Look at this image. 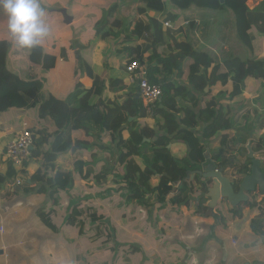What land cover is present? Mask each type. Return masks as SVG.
<instances>
[{
    "label": "trees",
    "instance_id": "obj_1",
    "mask_svg": "<svg viewBox=\"0 0 264 264\" xmlns=\"http://www.w3.org/2000/svg\"><path fill=\"white\" fill-rule=\"evenodd\" d=\"M123 1L113 2L103 10L102 17L93 25V33L102 38L109 35L115 43L121 38L120 43L127 44V49L117 56L118 60L121 63L125 61V64L137 61L145 66L148 82L161 90L152 115L142 106L137 88L127 87L123 79L110 76L109 67L113 65L110 66L111 59L106 63L107 56L102 59L103 67L102 64L93 66L88 71L83 68L80 79L81 71L75 72L78 81L65 100L60 101L48 92L42 79L31 75L30 79L23 80L9 70L7 55L10 43L7 39L0 40V114L13 109L24 110L39 118L45 127L51 124L53 127L50 128H54L49 133H46L47 129H30L35 136L31 158L39 164L34 174L23 180L18 188L27 194L35 191L38 197H53L52 204H55L56 196L69 191L74 180L91 177L96 184H101L115 169L111 184L124 190L127 207L135 205L144 210L150 207L161 210L164 206L189 207L190 198L198 195L196 208L199 210L207 201L205 194L209 181L194 172L200 171L206 143H217L218 149L211 158L218 167L225 170L227 166L234 165L243 175L249 171L250 164L247 143L255 155H264V133L260 138H255L252 133L255 129L253 119L258 121L256 126L264 130V115L254 113L259 99H253L254 106L251 102L245 106L243 97L244 89L248 90L246 86L251 82L258 83L253 96L259 97L264 89V56H257L255 46L257 39L264 36V0L253 9L248 7V0H223L222 4L219 0H136L142 6L137 7V13L146 23L142 19H121L119 8ZM170 7L184 12L198 8L211 15L228 9L233 16L236 52L227 53L226 60L220 63L213 50L196 46L198 38L192 36L188 39L184 26L179 22L181 16L166 11ZM148 11L166 17L163 20L150 17ZM168 22L171 28L164 29L163 24ZM203 26L202 31L206 35L210 30L207 20ZM197 29L201 32L200 28ZM241 48L245 49L246 58L242 57ZM27 51L30 68L40 72L55 68L56 56L46 52L42 46ZM84 78L90 81L87 87L80 82ZM202 82L203 86L219 84L228 88L216 91L205 103V110L195 112L198 104L211 96L210 92L204 93ZM244 115L251 118L241 125ZM145 119H150L152 125L145 123ZM199 122L206 125L201 137H196L192 132L199 129ZM63 130H74L79 136L70 139L69 132L64 134ZM124 132L126 137H123ZM168 137L185 145V156L178 159L171 154L167 148ZM53 138L55 141L51 144ZM67 150L72 153L90 151L91 162H97L100 168L92 164L83 165L82 161L76 162L82 163L74 171L56 167L57 155ZM106 153L110 158L114 157L112 164H106L105 156L101 157ZM27 165L24 163V168ZM114 165L117 168H113ZM14 178L15 172L9 167L5 175L0 174V184ZM194 185H199L195 193ZM72 205L71 213L65 219L70 226L83 216L87 202L81 200ZM44 209L40 206L37 212L45 215V226L53 230L49 222L50 211L43 213ZM91 217L95 216L92 214ZM84 224L82 221L80 232ZM107 238L112 240L111 231ZM121 248L130 255L142 257L146 254L142 247L130 241Z\"/></svg>",
    "mask_w": 264,
    "mask_h": 264
},
{
    "label": "crops",
    "instance_id": "obj_2",
    "mask_svg": "<svg viewBox=\"0 0 264 264\" xmlns=\"http://www.w3.org/2000/svg\"><path fill=\"white\" fill-rule=\"evenodd\" d=\"M65 1L67 0H40V3L41 7L45 9L46 15V12L56 14L59 10L63 9ZM110 1L69 0L66 6V13L68 15V12L71 11V14L68 16L72 18V25L76 22L82 23L84 13L87 18L91 17L98 21L101 17V12L111 4ZM123 3L124 1L121 5ZM171 10L173 11V9ZM147 14L150 17L157 16L158 18V14L161 13L149 11ZM76 15H80V17L76 19ZM50 18L54 25H57L63 17L60 14H56L55 17ZM181 19L179 22L184 26V33L187 35L185 26L187 22L181 21ZM72 25L70 26L71 34L70 29L63 31L62 29H58L55 32L54 40L63 43L68 40L70 34V40L72 41V30H74L72 29ZM197 26H200V21H196L195 27L197 28ZM222 26V29L216 34L215 41H212V38H210L209 30L206 31V35L203 34L204 32L198 35L200 33L198 29L196 30L197 32L192 33L193 37L202 38L213 43L224 37V42L221 45L222 48L218 49V52L216 51L217 53L215 54L220 63L224 61L225 57L227 58L226 55L229 53L226 50L227 47H225L227 45L225 44V35H230V33H227L228 27L224 24ZM7 31V18L3 14H0V40H8L9 33ZM74 39L75 41L78 39L75 31ZM258 43L264 46V36L257 39L255 44L257 56L261 58L264 53L261 54L259 51L260 46ZM15 44V41L10 43L7 55L8 68L10 67L9 52H13L11 48ZM215 45L213 44L214 52ZM47 46L45 47H50V50H52V45ZM45 50L49 52L48 49ZM63 52L64 49L62 47L58 49L53 48L52 54L61 56ZM241 54L243 58L247 57L246 52H241ZM92 65L98 66L99 63ZM112 67L115 68L116 66ZM10 71L17 74L15 69ZM109 74L110 76L123 79L127 87H131L125 72L121 75L120 72ZM80 82L85 87L90 85V81L86 78ZM203 84L202 82V86ZM198 86H201V84ZM207 86L208 90L204 93L210 92L211 96L207 100L203 99L202 103L198 104L199 107L195 109V112L205 110V103L214 96L216 91H224V88H228V86L222 87L219 84L213 87L205 84L203 88L205 89ZM215 89L217 90L213 93ZM66 94L58 96L51 91V95L56 96L60 101L65 100ZM244 116L251 118L248 115ZM29 117L31 116L26 111L19 109H13L7 113L0 114L1 175H5L9 168L1 159V155L20 128H28L27 123L30 124L31 121ZM241 118L243 119L244 117L242 116ZM144 122L152 125L150 119H145ZM199 123V129L192 132L196 137H201L202 129L206 125L201 122ZM40 125L35 122L32 127L29 126V130L34 127V129H37ZM67 132H69L70 139L79 136V133L74 130H67ZM124 134L127 135L126 132ZM124 134L123 137H126ZM59 140L61 141V139ZM54 141L55 138L51 139L50 143L52 144ZM204 143L206 142L204 141ZM235 145L239 144L235 142ZM205 146L204 152L207 151L212 156L214 153L212 148L217 146V143H212L211 146L210 143H206ZM167 148L178 159L185 156L187 151L182 142L174 139L169 140ZM105 155H101V157ZM89 156L90 151L77 150L75 153H72L71 150H67L57 155L54 164L65 171H74V168L82 162L83 165L85 163L86 165L92 164L94 167H98L97 162H91ZM78 161L82 162L76 163ZM29 162L27 167L21 171L22 175H24L23 180L34 174L38 168L39 163L34 162V160H30ZM241 162L243 163V160ZM108 163H110L109 160ZM238 169L239 167H235L234 165L227 167L225 170L223 168L225 177L230 179L239 178ZM192 179L193 176L190 177V180ZM106 181V183L96 184L91 177L87 180H80V178L79 180H74V186L69 191L61 192L56 196L55 204H52L53 197H38L35 191L28 194L23 193L19 188L15 187V178L5 184H0V264H124V259L131 258H133L134 264H264V198L258 200L250 194L247 202L241 203L235 208L230 207L226 201L222 200H218L215 206L210 207V199L206 198L207 201L203 202L200 209L197 210L196 201L199 199L198 195L190 198L191 205L189 207L182 205L175 207L164 206L161 210H156L155 207H152L151 210L149 208L142 213L136 207V211L133 210L132 214L135 216L134 221H132L133 225H131L133 235L129 239H123L124 233H121L117 226L120 219L119 216L121 214L122 216H126L125 202L121 198L110 202L109 196L102 192V196H99V198L103 201L100 203L96 201L97 197L94 198L92 193L86 190V186L94 191V186L103 185V187H106L104 189L108 191L110 181ZM198 188L199 185H194V193ZM100 190L102 189L98 191L100 192ZM98 191L96 193L97 196ZM81 192L85 195V199L83 200L78 198ZM81 200L87 202V208H85L83 216L79 219L80 222L78 221L73 226L67 225L65 219L71 213L72 204ZM93 204L95 205L94 208L92 207ZM111 204L124 211L119 216L109 219L107 215ZM40 206L47 209H44L43 213H49L50 211L49 222L54 227L53 230L45 226V215L37 212ZM166 208L170 209L167 210ZM92 214L95 217H91ZM82 221L85 224L82 232H80L79 226ZM141 223L148 226H142ZM109 231L112 232V240H108L107 238ZM103 238L105 239L104 241H98ZM128 241L142 247L141 249L146 251V254L142 257L137 254H128L125 248H121Z\"/></svg>",
    "mask_w": 264,
    "mask_h": 264
},
{
    "label": "rangeland",
    "instance_id": "obj_3",
    "mask_svg": "<svg viewBox=\"0 0 264 264\" xmlns=\"http://www.w3.org/2000/svg\"><path fill=\"white\" fill-rule=\"evenodd\" d=\"M69 0L64 2V8H66L67 6V2ZM261 0H248L247 1V5L250 8H254L256 7V5H258L260 3ZM111 3L113 2H118V0H111ZM138 2L136 0H124V3L121 5L120 10H119V17L121 19H123L124 21H131L133 19H142L143 22L146 23L145 20H143L144 18L140 17L137 13V6H138ZM140 6V5H139ZM63 8V9H64ZM198 9V8H197ZM189 9L188 11L190 12H184V11H176V10H171L168 9L170 12H176L177 15L181 16V21H185L187 22V24L185 23L186 26V32H187V37L188 39L192 38L193 36V32H197V28L202 29L203 28V24L204 21L207 20V24L209 25V31H210V38H212V41L216 40V34L222 29V24H224L225 26L228 27L227 33H230V35H225V47H227L226 50H228L227 52H236V44L235 41L236 40V35L234 33L235 30H233V16L230 13V11L228 9H223L221 12H216V14L211 15V13L209 14L208 12H206V14L204 13V11H199L201 9ZM103 12V11H102ZM102 12H101V17H102ZM149 12V11H148ZM56 14H60L59 12H57ZM55 13H48L46 12V15L44 16V20L46 25L49 28V34L48 36L43 40V42L40 44V46H42L44 49H48L50 53L53 52V48L58 49L60 47H62L64 49V52L61 56H56V61L59 60L58 63H56L55 68L53 69V71H48V72H40L38 73V70H34L32 68L29 67L28 64V51L27 50H22L21 48H19L17 46V44H15L12 48L11 51L13 52H9V62H10V70L15 69L17 74L19 75V77L23 80H28L30 79L32 76H35L36 78L42 79V81L45 83V87L48 90V92L51 94V91L54 92L55 94H57L58 96H64L67 92L66 95H68L74 88L75 83L78 81L76 79V75L75 72L81 71L80 76L78 77V79L81 78L82 74H83V68L85 71H88L91 69V67L93 68L94 65L92 64H98V66L103 67V61L104 57L107 56V60L106 63H108V61H110L111 59V65L110 66H116L115 68L113 67H109V73L112 74H116L117 72H120V75L123 74L124 69H123V64L124 62H120L117 58V56L121 55L122 53L126 52L127 49V44H122L120 43L121 38H119L117 40V42H114V39L107 35L102 37H96L93 33V25L96 22L95 19H92L91 17L87 18V16H85L84 13V17L82 20V23L76 22L72 25V29H74V31L76 32V36H77V40L75 41V39H72V41L70 40V34H71V28L70 26L66 25L63 21V18L61 21L58 22L57 25H54V23L52 22L50 17H55L56 16ZM71 14V11L68 12V15ZM213 14V13H212ZM61 15V14H60ZM77 17H80V15H76V19ZM100 17V18H101ZM157 17V16H156ZM164 17H166V15H164L163 17L161 16V14H158V19L163 20ZM209 18H211V20H209ZM51 20V21H50ZM196 21H200V26L197 28L195 27V23ZM188 24H190L188 26ZM58 29H62L66 30V29H70V34L68 37V40H66L63 43H59L58 41L54 40V36H55V32ZM192 31V32H191ZM8 32V31H7ZM204 31H201L198 35L202 34ZM76 42V45L74 42ZM73 42V43H72ZM197 42L199 44H197L196 46L200 49H210L213 50V44L215 45V54L218 52V49H221V45L222 42H224V37L222 39H218L216 43H213L211 41H207L205 39L202 38H198ZM238 44V43H237ZM47 45L51 46L52 45V50H50ZM259 47V51L262 53H264V46L263 44L260 45V43H258ZM46 46V47H45ZM217 51V52H216ZM226 52V51H225ZM241 52L244 53L246 52L245 49L241 48ZM56 53V52H55ZM264 56V54L262 55V57ZM80 60V64L79 61ZM96 67V66H94ZM73 73V74H72ZM96 74L99 75V73L96 71ZM32 75V76H31ZM74 75V77H73ZM124 76V75H123ZM246 87L248 90H246V88L244 89V101H245V106L249 105L251 102V106H254V98H258L259 99V103L255 105V110L254 113L255 115H264V89L262 90V94L258 97V96H253V94L255 93V90L258 87V83L257 82H251V84H248ZM219 89V88H218ZM217 89H215L213 91V93H215ZM224 90H227V88H224ZM54 97V96H53ZM245 97H247L245 99ZM55 98L57 100L58 99L56 96ZM240 98V97H239ZM238 98V99H239ZM28 113V112H27ZM29 114V113H28ZM30 115V114H29ZM31 116V115H30ZM244 118L241 120V125H244L245 123H248V119L246 116H243ZM31 118L30 124L27 123V127L29 129V126L32 127V125H34V123L39 122L41 123V125L39 126V128H37L40 131H43L45 129H47L46 133H49L51 131H54V128H50L53 127L51 124H46L48 127H45V125L42 123V121L35 117V116H31L29 117ZM253 125L254 128L252 133L254 134L255 138H260L261 136H263L264 130L261 128H258L256 125L258 124V121L256 119H253ZM35 128V127H34ZM65 131L64 134L67 133V130H63ZM124 134V133H123ZM125 135V134H124ZM127 136V135H125ZM264 138V137H263ZM167 140L169 141L170 139L167 138ZM212 145V143H210V146ZM214 151L217 150V146H215L214 148H212ZM213 151V152H214ZM108 158L110 163L112 164V162L114 161V157L110 158L109 155H105V160H106V164H108ZM264 162V155H261L260 157ZM204 162V161H203ZM115 167L113 168H117V165H114ZM229 167V166H227ZM113 172V173H111ZM109 173V176L107 177V180L110 181L109 185H108V191L105 190L102 186H94V191L89 189L86 186V190L88 192H91L93 197H97L96 201H99L100 203L103 201L101 198H99V196H102V192L107 194L109 196L110 202L113 201H117L118 198H121L123 201L125 200V194L124 190L122 191L119 185H112L111 184V180L113 179V175L116 173L115 169L113 171H111ZM107 181L103 182L106 183ZM99 189L100 192L98 191ZM98 191V196L96 195ZM84 192V191H83ZM81 192L78 196L79 199H85V195L84 193ZM109 194H108V193ZM122 193V196L119 194ZM89 194V193H88ZM107 196V197H108ZM253 197H256L258 199V196L253 195ZM90 205V204H88ZM127 206V205H126ZM124 206V208L126 209L125 211V215L126 216H122V214L119 216L120 213H122V211L124 210H120L119 208H117L114 204H111V208L108 212V218L111 219V217H115V216H119V222H118V226L117 228H119V231L121 233H124V237L123 239H129L133 234L131 232V225L132 221H134V217L133 214V210L136 211V206L135 205H129L128 207ZM135 206V207H133ZM152 207H150L149 210H151ZM141 213L144 212L143 208H138ZM167 210L170 208H166ZM155 211V210H154ZM157 213H159L158 211H156ZM140 214V213H139ZM116 220V218H114ZM142 226H148L145 225L144 223H141ZM140 224V225H141ZM129 232H128V231ZM123 231H127V232H123ZM105 239H101L98 240L99 242L104 241ZM95 241V240H94ZM120 242V240H118ZM107 244H111V243H107ZM124 264H134V260L133 258L131 259H124ZM147 264V263H145Z\"/></svg>",
    "mask_w": 264,
    "mask_h": 264
},
{
    "label": "water",
    "instance_id": "obj_4",
    "mask_svg": "<svg viewBox=\"0 0 264 264\" xmlns=\"http://www.w3.org/2000/svg\"><path fill=\"white\" fill-rule=\"evenodd\" d=\"M223 3V0H219ZM63 17L66 25H72V18L67 15L66 8L58 11ZM71 39H74V30H72ZM9 43L14 40L8 35ZM208 86L204 89L207 92ZM32 150V147L30 148ZM204 162L201 164V171L194 174H201L202 178L210 181V187L205 195L210 199V207L216 205L218 200L226 201V203L235 208L241 203L247 202L249 195H255L264 198V172L262 171L261 161L254 158L253 152L248 146L247 158L250 161L249 171L245 175H239V178H227L224 175L223 168L217 167V164L212 161L210 154L207 151L203 153ZM207 163V164H206Z\"/></svg>",
    "mask_w": 264,
    "mask_h": 264
},
{
    "label": "clouds",
    "instance_id": "obj_5",
    "mask_svg": "<svg viewBox=\"0 0 264 264\" xmlns=\"http://www.w3.org/2000/svg\"><path fill=\"white\" fill-rule=\"evenodd\" d=\"M0 14H3L4 16H6L8 33L12 37V39L15 41L17 46L21 49L30 50V49L37 47L43 42V40L49 34V28L46 25L45 20H44L45 9L41 7L40 0H0ZM164 29H167V28L164 26ZM134 62H137V61H134ZM137 63L140 65L139 62ZM127 65L129 64H125V63L123 64V67H125V70H124L125 74H126ZM140 67L142 68L144 72V77L146 78L145 66L140 65ZM130 86L135 87L138 90V87L136 84L130 85ZM138 97L140 98L139 91H138ZM159 100L160 98L157 100V102ZM140 102H141V98H140ZM248 146L249 145H247V148ZM260 156L261 155L254 154V158H258ZM258 159L261 161V163L263 162L261 158H258ZM199 175L201 176V174ZM240 175H243V174H240ZM205 181H208V180H205ZM209 185H210V181H209L208 186ZM18 187H20V185L17 186V188Z\"/></svg>",
    "mask_w": 264,
    "mask_h": 264
},
{
    "label": "built area",
    "instance_id": "obj_6",
    "mask_svg": "<svg viewBox=\"0 0 264 264\" xmlns=\"http://www.w3.org/2000/svg\"><path fill=\"white\" fill-rule=\"evenodd\" d=\"M164 26L171 28L169 23H165ZM126 74L128 83L137 85L142 106L149 114H152L154 105L161 96L160 88L151 85L146 80L144 72L137 62H132L126 66ZM34 140V134L28 128L21 127L1 155L3 162L15 172V187L21 185L23 181L21 171L24 169V163L31 160L30 148L33 146Z\"/></svg>",
    "mask_w": 264,
    "mask_h": 264
},
{
    "label": "flooded vegetation",
    "instance_id": "obj_7",
    "mask_svg": "<svg viewBox=\"0 0 264 264\" xmlns=\"http://www.w3.org/2000/svg\"><path fill=\"white\" fill-rule=\"evenodd\" d=\"M212 161H214V160H212ZM215 162V161H214ZM216 163V162H215ZM207 164V163H206ZM217 164V166H218V163H216ZM248 167H250V164L248 165ZM261 167H264V162H262L261 163ZM201 177H202V175H201Z\"/></svg>",
    "mask_w": 264,
    "mask_h": 264
}]
</instances>
